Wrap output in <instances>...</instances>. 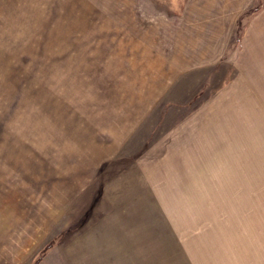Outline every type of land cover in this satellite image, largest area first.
Listing matches in <instances>:
<instances>
[{
	"label": "rangeland",
	"instance_id": "1",
	"mask_svg": "<svg viewBox=\"0 0 264 264\" xmlns=\"http://www.w3.org/2000/svg\"><path fill=\"white\" fill-rule=\"evenodd\" d=\"M0 264H264V0H0Z\"/></svg>",
	"mask_w": 264,
	"mask_h": 264
}]
</instances>
